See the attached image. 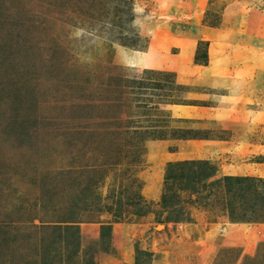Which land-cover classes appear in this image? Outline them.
I'll return each mask as SVG.
<instances>
[{"label":"rangeland","instance_id":"374dc122","mask_svg":"<svg viewBox=\"0 0 264 264\" xmlns=\"http://www.w3.org/2000/svg\"><path fill=\"white\" fill-rule=\"evenodd\" d=\"M256 1L0 0V264H264Z\"/></svg>","mask_w":264,"mask_h":264},{"label":"crops","instance_id":"0c3cea01","mask_svg":"<svg viewBox=\"0 0 264 264\" xmlns=\"http://www.w3.org/2000/svg\"><path fill=\"white\" fill-rule=\"evenodd\" d=\"M259 1H261V6H262L263 9H256V11L247 12L245 14L246 15L245 16V20H243L244 22L247 23L250 20H252L253 18H257L258 20H261L264 17V0H259ZM241 11L244 12V11H247V10L246 9H243V10L241 9ZM259 22H262V20L259 21ZM224 29H226V31H223L225 33V35H228L226 33L228 31H230V27L229 26H225ZM214 46L215 45H213L211 48L214 49L215 48ZM230 47H231V45H230ZM222 61L224 62L225 60L222 59ZM213 63H215L214 67L213 66H206L204 68L203 71L207 74L206 77L202 76V72H197L191 78L190 77H186L182 82L184 84L191 85V86H198L199 85V86L204 87L205 85L206 86L207 85L211 86L212 85L211 82L213 80H215V78H217V77L219 78V75H222V77L227 76V74H225L224 71H222V68L219 67V66H222V65H220L219 61H213ZM248 65L251 67L250 64H248ZM237 70H238V73H236L235 77L239 78V76H240L239 79H243L244 80V77H242L243 73L248 72V75H251V76L253 74V71L250 68H247L246 65H245V67L243 69L239 67ZM229 71L232 72V70L227 68V73H229ZM231 72H230V74H233ZM214 73H216V74H214ZM183 107H185V109H180V110L184 111L185 113H189V112H187L188 110H186V109H189V108H186L187 106H183ZM237 230L238 231L240 230L242 235L251 234L250 236H253L254 239H257L258 241L264 239V238H262V237H264V223H258V222L257 223L254 222V224L253 223H242V224H239V228ZM246 239H248V238L244 237V239H243V237H241V240H246Z\"/></svg>","mask_w":264,"mask_h":264},{"label":"trees","instance_id":"16d2710c","mask_svg":"<svg viewBox=\"0 0 264 264\" xmlns=\"http://www.w3.org/2000/svg\"><path fill=\"white\" fill-rule=\"evenodd\" d=\"M204 56V59L203 60H205V55H203ZM203 60H202V62H203ZM248 189V190H247ZM247 189L245 190V191H243V190H240L239 192L241 193L239 196L241 197H243L244 199L245 198H249L250 200H253L254 201V199L253 198H258L257 197V193H255V190H253V185L252 186H249V187H247ZM244 195V196H243ZM253 197V198H252ZM261 200V199H260ZM66 222H68V221H66ZM67 227H70V225L69 226H65V228H67ZM108 227H109V225H101L100 226V229H101V231H100V235L101 236H103L104 234H106L108 231L106 230V229H108ZM138 254H143L142 252H141V250L140 251H138ZM137 262V261H136ZM137 263H139V262H137ZM140 264V263H139Z\"/></svg>","mask_w":264,"mask_h":264}]
</instances>
